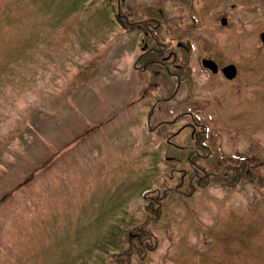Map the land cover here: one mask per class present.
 Wrapping results in <instances>:
<instances>
[{
    "label": "rangeland",
    "instance_id": "1",
    "mask_svg": "<svg viewBox=\"0 0 264 264\" xmlns=\"http://www.w3.org/2000/svg\"><path fill=\"white\" fill-rule=\"evenodd\" d=\"M262 32L264 0H0V264H264Z\"/></svg>",
    "mask_w": 264,
    "mask_h": 264
},
{
    "label": "trees",
    "instance_id": "2",
    "mask_svg": "<svg viewBox=\"0 0 264 264\" xmlns=\"http://www.w3.org/2000/svg\"><path fill=\"white\" fill-rule=\"evenodd\" d=\"M121 21H123V19ZM153 64H154L153 61H146V62L143 61V63H142L143 68H151ZM201 141H202V135H201V139H199L198 136H196V138H195L196 148L201 149V147H202L201 146ZM191 159H192V154H190V156L188 157V161H187V162H189L190 165L192 164V160ZM194 177H195V175H194ZM261 179L262 178H259V177L257 178V183L258 184H261L262 182H264ZM195 180H197V179H195ZM227 185H232V184L228 181V184ZM153 199L154 198H150L149 200L152 201ZM147 209L150 210V211H147L149 214H151V215H149V217L155 218L156 213H157L158 210L155 209L154 213H152V210L153 209H152L151 206H147ZM148 235L149 234H147L146 232H144V230L142 228H138L137 229V232H136V237L134 238L135 243H132L131 242L132 244H136V250H137V253H138V258L141 261H143L144 260V257L146 255H148L149 253H151V251H154V248H155L154 245L151 246V244H149V242H148L149 241ZM129 249H128V251H129ZM126 254H127V252H120V253H112L110 256L113 258L114 263L115 264H118L119 262H121V260H119V257H121L122 255L125 256ZM126 264H128V261L127 260H126Z\"/></svg>",
    "mask_w": 264,
    "mask_h": 264
},
{
    "label": "water",
    "instance_id": "3",
    "mask_svg": "<svg viewBox=\"0 0 264 264\" xmlns=\"http://www.w3.org/2000/svg\"><path fill=\"white\" fill-rule=\"evenodd\" d=\"M219 22L223 26L226 23L224 18H221ZM259 40L264 43V33H261L259 35ZM200 66L202 69L209 71L211 74H215L217 72L216 65L210 60L202 59L200 61ZM220 73L226 80H231L235 76V68L233 66H227L225 68H222L220 70Z\"/></svg>",
    "mask_w": 264,
    "mask_h": 264
},
{
    "label": "flooded vegetation",
    "instance_id": "4",
    "mask_svg": "<svg viewBox=\"0 0 264 264\" xmlns=\"http://www.w3.org/2000/svg\"><path fill=\"white\" fill-rule=\"evenodd\" d=\"M124 20H125V19H124ZM153 30H154V29H152L151 32H150V34H151V38H152V40H153L154 43L159 44L158 41L156 40V38H154V36H153V34H152ZM262 33H264V32H262ZM159 45H160V44H159ZM152 52L155 53L156 50L154 49V50H152ZM152 52H151V53H152ZM162 52H163V48H162ZM163 53H164V52H163ZM204 73L209 74L207 71H204Z\"/></svg>",
    "mask_w": 264,
    "mask_h": 264
}]
</instances>
